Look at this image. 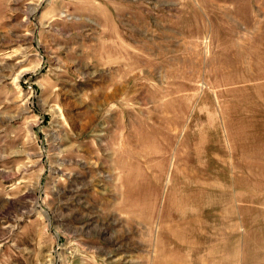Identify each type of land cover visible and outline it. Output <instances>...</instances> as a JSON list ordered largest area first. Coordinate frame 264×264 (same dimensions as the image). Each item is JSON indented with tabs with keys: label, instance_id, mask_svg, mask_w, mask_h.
<instances>
[{
	"label": "rangeland",
	"instance_id": "374dc122",
	"mask_svg": "<svg viewBox=\"0 0 264 264\" xmlns=\"http://www.w3.org/2000/svg\"><path fill=\"white\" fill-rule=\"evenodd\" d=\"M0 264H264V0H0Z\"/></svg>",
	"mask_w": 264,
	"mask_h": 264
},
{
	"label": "crops",
	"instance_id": "0c3cea01",
	"mask_svg": "<svg viewBox=\"0 0 264 264\" xmlns=\"http://www.w3.org/2000/svg\"><path fill=\"white\" fill-rule=\"evenodd\" d=\"M7 206H8V205H7ZM7 206L5 205L4 208H5V209H9V207H7ZM3 229L6 230L7 227H5V228H3ZM12 230H13V229L11 228L10 230L5 231V234H4V235H5V238L8 237V235L12 232Z\"/></svg>",
	"mask_w": 264,
	"mask_h": 264
},
{
	"label": "bare ground",
	"instance_id": "6f19581e",
	"mask_svg": "<svg viewBox=\"0 0 264 264\" xmlns=\"http://www.w3.org/2000/svg\"><path fill=\"white\" fill-rule=\"evenodd\" d=\"M19 77H21V75Z\"/></svg>",
	"mask_w": 264,
	"mask_h": 264
}]
</instances>
